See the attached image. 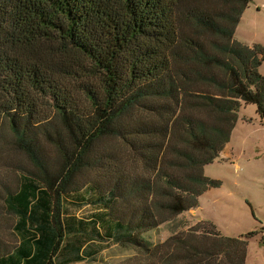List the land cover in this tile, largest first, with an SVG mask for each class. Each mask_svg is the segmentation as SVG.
<instances>
[{
  "label": "trees",
  "instance_id": "trees-1",
  "mask_svg": "<svg viewBox=\"0 0 264 264\" xmlns=\"http://www.w3.org/2000/svg\"><path fill=\"white\" fill-rule=\"evenodd\" d=\"M252 1L0 0V264L86 263L109 245L245 264L248 243L210 222L144 235L218 185L205 167L242 104L264 125V44L236 40Z\"/></svg>",
  "mask_w": 264,
  "mask_h": 264
},
{
  "label": "rangeland",
  "instance_id": "rangeland-1",
  "mask_svg": "<svg viewBox=\"0 0 264 264\" xmlns=\"http://www.w3.org/2000/svg\"><path fill=\"white\" fill-rule=\"evenodd\" d=\"M236 40L248 46L264 44V0L250 3L236 30ZM74 55L77 60L81 58L77 52ZM260 73L264 75V62ZM10 158L21 161L20 157ZM10 165L7 156L0 160V178L11 177L7 170ZM205 176L218 185L204 192L197 209L172 218L144 237L154 245H162L174 235L189 233L201 221L210 222L223 236L248 243L245 264H264V125L256 105L242 104L229 145L219 159L205 167ZM91 211L88 207L79 215ZM2 216L1 232L12 241V220ZM147 262V257L134 248L109 245L95 260L80 264Z\"/></svg>",
  "mask_w": 264,
  "mask_h": 264
}]
</instances>
